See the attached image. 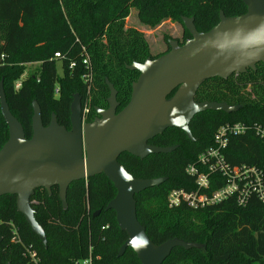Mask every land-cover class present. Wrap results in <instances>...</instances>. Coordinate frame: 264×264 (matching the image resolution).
<instances>
[{"label": "trees", "instance_id": "1", "mask_svg": "<svg viewBox=\"0 0 264 264\" xmlns=\"http://www.w3.org/2000/svg\"><path fill=\"white\" fill-rule=\"evenodd\" d=\"M132 9L151 30L167 20L189 18L200 33L218 25L221 12L228 18L247 12L242 0H0V83L27 139L33 134V102L41 110L45 127L55 115L67 130L71 129L74 95L80 97L82 109L87 106L89 110L87 123L97 117L96 108H108L106 81L117 91V112L128 104L139 73L127 66L160 57L151 56L142 33L125 28ZM186 36L191 38L188 32ZM84 50L90 70L84 65ZM57 53L60 58L55 57ZM33 65L36 70L24 77ZM195 102L224 103L237 110L195 115L189 125L194 142L183 131L168 129L148 143L177 146L171 153L145 159L122 154L118 159L137 180L165 179L135 196L138 221L156 246L174 239L203 245L202 249L176 248L163 264H264V203L256 196L242 206L231 197L199 209L185 202L170 207L168 202L173 191L197 190L196 178L187 169L214 147L216 131L227 123L248 127L245 134L229 139L227 162L232 167L256 168L264 175V139L254 132L255 127L264 130L263 64L228 79L205 81ZM8 139L0 109V150ZM217 188L212 183L210 191ZM116 194L104 175L73 183L66 208L58 187L51 193L36 190L31 203L46 245L17 211L16 197H0V264H34L26 248L35 251L38 264H72L90 253L98 258L97 264H141L130 248L119 257L128 236L119 229L115 213L106 210Z\"/></svg>", "mask_w": 264, "mask_h": 264}, {"label": "water", "instance_id": "2", "mask_svg": "<svg viewBox=\"0 0 264 264\" xmlns=\"http://www.w3.org/2000/svg\"><path fill=\"white\" fill-rule=\"evenodd\" d=\"M242 1L247 7L245 14L228 18L221 12L218 25L205 33L197 31L193 19L183 18L191 36L183 45L169 40L170 51L166 54L127 66L139 77L132 84L130 101L119 113L117 91L109 81L108 108H96L97 117L92 122H84L81 99L75 96L71 130L60 126L55 115L45 127L41 110L33 102V134L27 139L0 83L1 115L9 129V139L0 150V197H16L17 211L44 245L46 235L31 203L36 190L51 193L53 187H58L66 208L73 183L104 175L117 192L106 210L115 213L119 229L128 236L119 257L130 248L141 264H163L176 248H203L178 239L159 246L152 243L138 221L135 196L161 185L165 179L137 180L118 159L122 154L145 159L151 154L171 153L177 146L161 148L148 143L168 129H179L194 142L189 125L195 115L237 110L224 103H196L195 95L207 80L228 79L255 70L258 64L264 66V0Z\"/></svg>", "mask_w": 264, "mask_h": 264}, {"label": "built area", "instance_id": "3", "mask_svg": "<svg viewBox=\"0 0 264 264\" xmlns=\"http://www.w3.org/2000/svg\"><path fill=\"white\" fill-rule=\"evenodd\" d=\"M85 53L84 65L91 69L90 60ZM60 58V54H55ZM73 67V65H72ZM21 83L17 84V88ZM89 110L82 109V116L85 122ZM248 131V127L242 124L222 125L214 135V147L207 149L200 154L195 165L187 169V173L196 178L197 190L191 193L185 191H173L170 193L168 202L170 207L185 202L191 208L199 209L210 205L221 203L231 197H235L239 206L245 205L249 198L256 196L264 203V175L256 168L232 167L226 160L225 152L231 137L240 136ZM254 132L261 139H264V130L255 127ZM218 185L219 188L210 191V187ZM34 264H38L35 251L26 248ZM98 258L90 255L82 260L74 261L72 264H97Z\"/></svg>", "mask_w": 264, "mask_h": 264}, {"label": "rangeland", "instance_id": "4", "mask_svg": "<svg viewBox=\"0 0 264 264\" xmlns=\"http://www.w3.org/2000/svg\"><path fill=\"white\" fill-rule=\"evenodd\" d=\"M125 28L126 29H135L144 35V39H145L146 43L148 44L149 51H150V54L152 57H156L159 55L162 56V55L166 54L170 48V46L168 44L169 40L177 41L180 45H183L188 40V38L186 36L187 31L184 28L183 21L176 22V21H172V20H167V21L163 22L156 29L151 30V29L143 26L139 22L138 16H137V10H135V9L131 10V14L125 20ZM149 59H151V58H149ZM36 66L37 65L28 66V69H26V73L24 74V77L33 73L36 70ZM59 73H61L60 69H59ZM75 96L77 97L78 95H74V98H75ZM78 98H79V96H78ZM73 101H74V99H73ZM200 245H202V244H200Z\"/></svg>", "mask_w": 264, "mask_h": 264}]
</instances>
